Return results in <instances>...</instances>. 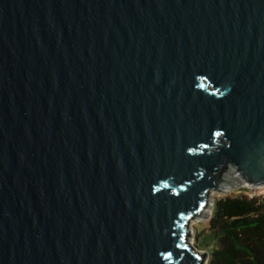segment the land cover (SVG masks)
Returning <instances> with one entry per match:
<instances>
[{
    "label": "water",
    "instance_id": "1",
    "mask_svg": "<svg viewBox=\"0 0 264 264\" xmlns=\"http://www.w3.org/2000/svg\"><path fill=\"white\" fill-rule=\"evenodd\" d=\"M224 183L264 187V0H0V264H203Z\"/></svg>",
    "mask_w": 264,
    "mask_h": 264
},
{
    "label": "trees",
    "instance_id": "2",
    "mask_svg": "<svg viewBox=\"0 0 264 264\" xmlns=\"http://www.w3.org/2000/svg\"><path fill=\"white\" fill-rule=\"evenodd\" d=\"M208 223L215 244L206 264H264V197L224 195Z\"/></svg>",
    "mask_w": 264,
    "mask_h": 264
},
{
    "label": "rangeland",
    "instance_id": "3",
    "mask_svg": "<svg viewBox=\"0 0 264 264\" xmlns=\"http://www.w3.org/2000/svg\"><path fill=\"white\" fill-rule=\"evenodd\" d=\"M241 193L264 197V187L240 186L231 183L216 185L207 194L208 203L209 201L211 203V209L209 214L199 220L194 219V217L189 220L187 226L189 232V239L193 243H196L200 250L205 252L206 254L205 261L203 262V264H206L209 251L215 244V240L210 233L208 223L215 200L224 195H238Z\"/></svg>",
    "mask_w": 264,
    "mask_h": 264
},
{
    "label": "bare ground",
    "instance_id": "4",
    "mask_svg": "<svg viewBox=\"0 0 264 264\" xmlns=\"http://www.w3.org/2000/svg\"><path fill=\"white\" fill-rule=\"evenodd\" d=\"M210 209H211V203L210 201L208 203V199H207L205 207L202 209V211L198 215L194 216V219L199 220V219L206 217L209 214Z\"/></svg>",
    "mask_w": 264,
    "mask_h": 264
}]
</instances>
